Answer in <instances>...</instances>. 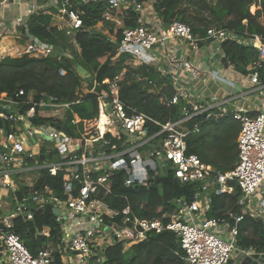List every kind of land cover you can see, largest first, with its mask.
<instances>
[{
  "label": "built area",
  "instance_id": "obj_1",
  "mask_svg": "<svg viewBox=\"0 0 264 264\" xmlns=\"http://www.w3.org/2000/svg\"><path fill=\"white\" fill-rule=\"evenodd\" d=\"M107 1L114 8L139 13V25L125 28L120 41L108 29L104 33L117 43L118 54L131 56L127 63L157 70L158 80L138 75V81L148 84L152 92L164 93L161 101L168 106L182 102L181 117L162 121L128 105L121 91L126 69L102 81L107 87L97 96V116L81 119L74 113V135L65 131L71 103L23 88L13 95L0 93V120L4 122L0 126V195L7 190L10 197L3 200L0 196V264H52L56 253L63 264H101L108 245L123 242L129 247L146 240L151 232L166 230L176 235L186 264H229L235 251H257L240 247L237 226L209 217L208 211L212 193L230 192L236 183L242 190L239 204L247 214L264 221V198L257 197L264 186V109L257 106L258 95L264 96V81L257 70L264 64V39L222 26H207L199 34L180 20L165 25L158 16L153 21L154 0ZM48 4L57 9L60 30L75 34L84 28L83 13L73 7L72 0H48ZM258 8L253 4L250 9L255 13ZM104 17L95 29L106 27L108 20L123 25L110 13ZM261 21L264 24V17ZM22 40L21 46L0 51V61L6 56L54 54L51 44L26 35ZM225 41L260 50L259 58L246 66L248 72L224 64ZM96 86L94 81L89 91ZM168 86L174 91L171 97L165 92ZM228 114L240 123L238 160L222 171L196 153H188V137L200 132L203 121ZM167 169L182 183L198 185L192 200L175 199L178 211L147 218L135 214L129 204L115 208L106 201L115 171L124 170V184L132 186L148 185L151 171L158 175ZM46 171L51 175L65 172L70 178L65 197L48 185L37 187ZM48 206L60 225L58 241L50 240L32 253L16 231L15 220H33L37 211ZM243 216L233 218L239 222ZM42 234L52 237L51 226L44 225Z\"/></svg>",
  "mask_w": 264,
  "mask_h": 264
},
{
  "label": "trees",
  "instance_id": "obj_2",
  "mask_svg": "<svg viewBox=\"0 0 264 264\" xmlns=\"http://www.w3.org/2000/svg\"><path fill=\"white\" fill-rule=\"evenodd\" d=\"M253 4L259 6L255 13L250 9ZM72 5L83 13L84 28L73 34L80 49L83 69H76L75 58L70 53L65 55L61 49V41L69 34L52 24L51 14L39 9L32 11L28 16L24 35L53 45L58 54L43 58L27 54L17 57L6 56L0 61V93L13 95L23 88L26 92L30 90L46 92L60 101L71 103L70 108L66 110L65 120V131L70 135L75 134L77 126L73 124L74 113L81 119L97 116V96L107 87L102 81L120 74L125 68L126 61L131 57L129 54H118L117 43L94 26L105 20L106 13L117 17L122 21V26H117L115 22L109 20L105 21V26L109 33L120 41L125 28L139 25V13L136 10L114 8L107 0L88 2L72 0ZM189 8L196 9L200 16H192ZM154 9L165 25L173 20H180L189 24L192 30L199 34H204L207 26L215 25L235 29L240 33L258 34L264 39V24L261 21V17H264V0H154ZM193 19H197L198 22H193ZM222 47L225 53L224 64L226 66L232 64L244 73L248 72L246 66L259 58L260 50L253 46L225 41ZM39 66L43 68L39 76L32 80L30 76L36 75ZM257 70L260 79L264 81V64L257 67ZM137 74L157 80L160 76L153 66H141ZM87 78L89 88L88 91H84L83 81ZM166 80L169 82L168 77ZM94 81L97 82V86L95 90L89 91ZM121 91L122 99L128 105L135 106L139 111L162 121L177 120L181 117L182 102L166 105L161 101L164 93L150 91L149 85L145 82L132 80ZM165 92L168 97L174 93L169 86ZM2 125L4 122L0 120V126ZM239 130L240 123L230 114L209 118L201 123L199 133H192L188 137V153H196L203 161L226 171L238 160ZM125 177L124 170L114 172L109 180L112 193L105 198L106 201L115 208H123L129 204L135 214L147 218L162 217L166 213L178 211L175 199L184 197L192 200L198 190L197 183H182L171 169L162 170L158 175L151 171L148 185L126 186ZM69 183L70 178L65 172L51 175L46 171L39 178L37 187L48 185L55 194L65 197L64 191ZM232 184L233 190L230 192L212 193L208 216L224 219L230 225H236L237 244L240 247L255 248L264 252V221L247 214L245 207L239 204L242 190L238 184ZM239 215H244L243 219L236 222L233 216ZM44 225L51 226L52 237L42 234ZM15 229L32 253L47 246L50 240L57 242L60 233V225L56 221L52 206L37 211L33 220L17 218ZM104 255L106 260L101 264H186L185 252L176 235L167 230L160 233L151 232L146 240L129 247L123 242L112 243L107 246ZM52 264H63L59 253L55 254Z\"/></svg>",
  "mask_w": 264,
  "mask_h": 264
},
{
  "label": "crops",
  "instance_id": "obj_3",
  "mask_svg": "<svg viewBox=\"0 0 264 264\" xmlns=\"http://www.w3.org/2000/svg\"><path fill=\"white\" fill-rule=\"evenodd\" d=\"M39 1L40 0H2L0 2V51H4L11 47L21 46L23 43L22 38L25 36V22L32 11H34V5L37 6L36 9L51 14V22L53 25H56L59 22L60 16L57 13V9L48 4V1L43 4ZM157 17L158 15L156 13H152V16H150L153 21H156ZM19 19L21 20L19 21ZM223 73H227L230 77L236 80L241 79L240 76L233 72L223 70ZM246 82H248V80ZM257 106L259 109H264V96L262 94L258 95ZM254 112L257 113V110ZM257 197L264 198V186L257 193ZM237 253L238 251L234 252L229 264H233Z\"/></svg>",
  "mask_w": 264,
  "mask_h": 264
},
{
  "label": "rangeland",
  "instance_id": "obj_4",
  "mask_svg": "<svg viewBox=\"0 0 264 264\" xmlns=\"http://www.w3.org/2000/svg\"><path fill=\"white\" fill-rule=\"evenodd\" d=\"M46 1H48V0H40L39 2L41 4H43ZM189 12H190V14H192V16H195V17L200 16L199 12H197L196 9L189 8ZM193 22H198V20L193 19ZM119 26H122V25H119ZM97 29L102 31V32L107 31V28L104 27V25H99ZM61 45H62L61 49L64 52H69L71 54V56H73V58H75V62H74L75 66L74 67L76 69H83L84 65H83L82 60H81L80 49H79L78 44L75 41L73 34H71V35L69 34V36L68 35L65 36L64 39L61 41ZM54 54L55 55L58 54V51L56 49L54 51ZM42 68H43L42 66L37 67L36 75H34V76L31 75L30 78L32 80L36 79L39 76V72L42 70ZM125 68H126V73L124 74L122 81H121L122 89L125 88L132 80L138 81V75L139 74H137V72L141 69V66L136 62H128V63L126 62ZM86 73H84V74H86ZM88 79L89 78H87L83 81V86H82L83 88L82 89L84 91H88V88H89V80ZM129 137H134V136H129ZM0 196L3 200H9L10 199L7 190H4V193L1 194ZM197 223L198 224L200 223V219L197 221Z\"/></svg>",
  "mask_w": 264,
  "mask_h": 264
},
{
  "label": "water",
  "instance_id": "obj_5",
  "mask_svg": "<svg viewBox=\"0 0 264 264\" xmlns=\"http://www.w3.org/2000/svg\"><path fill=\"white\" fill-rule=\"evenodd\" d=\"M56 213L59 214V211L57 210ZM233 264H264V252L238 251Z\"/></svg>",
  "mask_w": 264,
  "mask_h": 264
}]
</instances>
